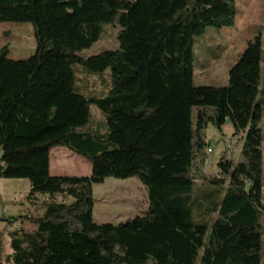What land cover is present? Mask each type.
I'll return each mask as SVG.
<instances>
[{"label":"trees","instance_id":"obj_1","mask_svg":"<svg viewBox=\"0 0 264 264\" xmlns=\"http://www.w3.org/2000/svg\"><path fill=\"white\" fill-rule=\"evenodd\" d=\"M237 14L236 0H0V23L32 25L37 42L25 60L0 48V182L28 180L29 200L47 198L42 214L3 219L35 227L9 232L8 263L264 264L263 38L227 87L194 83L196 37L234 27ZM106 26L119 28L118 48L83 57ZM74 65L110 71L108 94L75 93ZM92 106L105 133L92 128ZM228 123L245 134L238 162L224 156L222 178L194 173L208 126ZM55 147L88 160L91 175L52 176ZM134 177L146 215L96 224L94 186Z\"/></svg>","mask_w":264,"mask_h":264},{"label":"rangeland","instance_id":"obj_2","mask_svg":"<svg viewBox=\"0 0 264 264\" xmlns=\"http://www.w3.org/2000/svg\"><path fill=\"white\" fill-rule=\"evenodd\" d=\"M238 14L234 27L208 28L203 36L195 39L194 83L197 87L225 88L229 82V71L239 61L247 44L255 37L261 36L264 43V0H236ZM119 28L106 26L101 40L91 49L84 51L83 57H91L103 50L118 48L117 37ZM8 46V58L25 60L34 55L37 42L32 25L25 23H0V48ZM264 70V63H263ZM75 93L86 98L104 97L110 89V71L104 74H91L83 66L74 65ZM92 128L105 133L106 117L95 106L91 107ZM264 138V117L261 124ZM233 126L228 123L221 130L209 125L205 131V141L208 144L202 154L198 155L194 173L205 174L207 177L222 178L218 163L224 157H233L235 165L241 157L245 134L234 136ZM67 150L59 161L62 176H84L90 174L91 163L66 147H55L56 150ZM211 149V152L209 150ZM233 154V155H232ZM232 155V156H231ZM1 157V151H0ZM80 159V160H78ZM81 162H84L83 164ZM198 188L209 186L207 182L198 180ZM31 186L28 180H2L0 183V237L2 238L3 264H13L6 261L11 254L9 232L33 228L31 225L18 224L7 228L3 220H10L19 215L42 214L41 204L46 197L37 196L28 199ZM96 202L94 221L96 224L118 225L136 217L146 215L148 211L147 188L137 178L118 180L108 178L101 185L93 188ZM60 202V197L56 198ZM100 218V219H98ZM264 247V242H263Z\"/></svg>","mask_w":264,"mask_h":264},{"label":"crops","instance_id":"obj_3","mask_svg":"<svg viewBox=\"0 0 264 264\" xmlns=\"http://www.w3.org/2000/svg\"><path fill=\"white\" fill-rule=\"evenodd\" d=\"M67 152L68 151L66 149L65 150L61 149V150H56L55 154L51 153L50 173H51L52 176H62V175H60V174H62V169L59 166V161L62 159V157L64 155L69 153V152L68 153ZM78 160H80V159H78ZM81 163L83 164L84 162H81ZM91 173H92V168H91L90 174H87V175H84V176H90ZM78 177H81V176H78ZM29 192H30V190H29ZM95 206H96V204H95ZM94 218H95V214H94ZM98 219H100V218H98ZM34 230H35V227L28 229V231H34Z\"/></svg>","mask_w":264,"mask_h":264},{"label":"built area","instance_id":"obj_4","mask_svg":"<svg viewBox=\"0 0 264 264\" xmlns=\"http://www.w3.org/2000/svg\"><path fill=\"white\" fill-rule=\"evenodd\" d=\"M209 152H211V149L209 150Z\"/></svg>","mask_w":264,"mask_h":264}]
</instances>
